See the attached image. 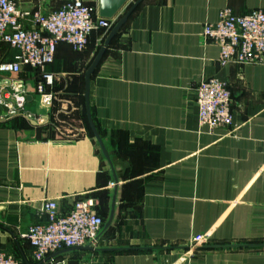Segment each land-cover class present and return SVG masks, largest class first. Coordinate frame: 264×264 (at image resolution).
<instances>
[{
    "label": "crops",
    "instance_id": "0c3cea01",
    "mask_svg": "<svg viewBox=\"0 0 264 264\" xmlns=\"http://www.w3.org/2000/svg\"><path fill=\"white\" fill-rule=\"evenodd\" d=\"M85 1L98 11L99 0ZM20 5L51 10L45 0ZM226 8L244 16L264 11V0H144L107 49L90 107L115 175L84 97L85 74L104 43L83 52L58 45L47 68L56 99L46 110L35 97L36 72L19 75L27 111L45 121L0 119V251L21 264H264V64L219 63L220 48L203 30ZM13 52L0 53V63ZM212 77L231 90V128L199 123L195 88ZM116 189L114 219L93 251L33 259L24 235L45 219V201L69 213L76 201L94 199L107 223ZM197 236L205 243L195 245ZM229 245L257 246L200 248ZM119 248L129 250L108 251Z\"/></svg>",
    "mask_w": 264,
    "mask_h": 264
},
{
    "label": "built area",
    "instance_id": "2783aa9c",
    "mask_svg": "<svg viewBox=\"0 0 264 264\" xmlns=\"http://www.w3.org/2000/svg\"><path fill=\"white\" fill-rule=\"evenodd\" d=\"M60 7L49 12L23 10L20 0H0V43L17 51L14 60L0 63V119L37 117L27 111L29 91L19 77L25 69L36 72L34 93L46 110L56 99V77L47 68L54 63L60 43L74 51L86 50L93 31H111L115 19L101 18L85 0H60ZM203 36L220 48L219 63L227 65L264 64V11L238 16L230 8L220 12L216 23L206 24ZM199 123L211 130L234 126L232 93L219 78L203 79L195 88ZM94 199H80L69 213H62L55 200L44 202L45 219L24 235L33 248V259L44 261L64 249L96 248L106 221L97 213ZM203 236L194 244H204ZM0 264H21L14 256L0 251Z\"/></svg>",
    "mask_w": 264,
    "mask_h": 264
},
{
    "label": "water",
    "instance_id": "95a60500",
    "mask_svg": "<svg viewBox=\"0 0 264 264\" xmlns=\"http://www.w3.org/2000/svg\"><path fill=\"white\" fill-rule=\"evenodd\" d=\"M130 1L131 0H99L98 15L101 18L113 20L119 15V13L125 8V6ZM143 1L144 0L135 1L133 3V5L129 8V10L125 13V15L117 21L115 26L109 32V34H108V36L104 42V45L98 51L97 55L95 56L93 62L91 63L90 67L88 68V70L85 74V94H84V97H85L86 114H87L89 126L91 128V131H92L94 137L96 138V140H97V142L101 148V151H102L104 157L106 158L109 165L111 166V169H112L114 175H115V170H114V166L112 163L111 156H110L108 150L106 149V146H105V144L102 140V137H101V135H100V133L96 127V124L94 122V119H93L92 113H91V107H90L91 80H92V77H93L96 69L98 68L102 59L104 58V56L107 52V49L110 47L113 39L122 30V28L126 25L130 16L132 15V13L136 10V8ZM115 180L117 181L116 177H115ZM116 203H117V189L114 192L113 201H112V210H111L109 220L105 225L106 229H108L111 226L112 221L114 219ZM248 246L252 247V246H257V245L204 246V247H200V248L201 249H216V248H239V247H248ZM261 246H264V245H261ZM85 249L89 250V251L94 250V248L90 247V246L85 247ZM118 250L124 251V250H129V249L128 248L108 249V251H118Z\"/></svg>",
    "mask_w": 264,
    "mask_h": 264
},
{
    "label": "rangeland",
    "instance_id": "374dc122",
    "mask_svg": "<svg viewBox=\"0 0 264 264\" xmlns=\"http://www.w3.org/2000/svg\"><path fill=\"white\" fill-rule=\"evenodd\" d=\"M135 1H137V0H131L126 6H125V8L119 13V15L115 18V24L117 23V21L120 19V18H122L124 15H125V13L129 10V8L133 5V3L135 2ZM60 5H61V1L60 0H45V7H46V9L48 8V9H51V10H53L52 8H58V7H60ZM50 10V11H51ZM115 24H114V26H115ZM110 32V31H109ZM109 32H107V31H102V32H99V33H94L92 36H91V39H90V43H89V45H91V43H92V45L94 46V45H96L97 43H101L102 45H103V43L105 42V40H106V38H107V36H108V34H109ZM100 44V45H101ZM2 46H0V53L2 54V55H4L5 56V58H9V57H11L13 54H14V52L10 49V47L8 46V45H6V44H1ZM88 45V46H89ZM88 48V47H87ZM100 48V47H99ZM99 48H98V50H99ZM98 50H97V52H98Z\"/></svg>",
    "mask_w": 264,
    "mask_h": 264
},
{
    "label": "trees",
    "instance_id": "16d2710c",
    "mask_svg": "<svg viewBox=\"0 0 264 264\" xmlns=\"http://www.w3.org/2000/svg\"><path fill=\"white\" fill-rule=\"evenodd\" d=\"M143 3V2H142ZM142 3L136 8V10L132 13V15L140 8V6L142 5ZM88 5H91V6H93L92 4H89V3H87ZM94 7V6H93ZM131 15V16H132ZM130 16V17H131ZM125 27V26H124ZM124 27L122 28V30L124 29ZM122 30L116 35V37L113 39V41H112V43H111V45L110 46H112L115 42H116V40H117V38L119 37V35H120V33L122 32ZM102 31H104L103 29H100V30H96V31H93L92 32V34L90 35V37H89V42H90V39H91V36L94 34V33H99V32H102ZM89 42H88V45H89ZM7 45V44H6ZM88 45H87V47H88ZM9 46V45H8ZM10 47V46H9ZM11 49V48H10ZM87 49V48H86ZM12 50V49H11ZM100 50V49H99ZM12 51H15V50H12ZM98 53V52H97ZM97 53H96V55H97ZM97 70V69H96ZM95 73H96V71H95ZM95 73H94V75H95ZM94 75H93V77H94ZM91 129V128H90ZM93 134V133H92ZM96 211H97V213L106 221V218L104 217V216H102L101 214H100V212H99V210L98 209H96Z\"/></svg>",
    "mask_w": 264,
    "mask_h": 264
}]
</instances>
